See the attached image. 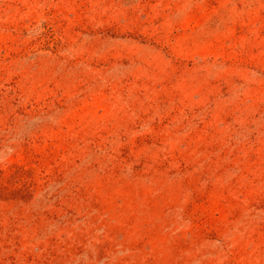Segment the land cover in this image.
Instances as JSON below:
<instances>
[{
	"label": "rangeland",
	"instance_id": "374dc122",
	"mask_svg": "<svg viewBox=\"0 0 264 264\" xmlns=\"http://www.w3.org/2000/svg\"><path fill=\"white\" fill-rule=\"evenodd\" d=\"M0 264H264V0H0Z\"/></svg>",
	"mask_w": 264,
	"mask_h": 264
}]
</instances>
